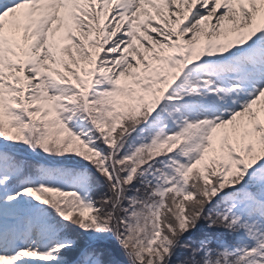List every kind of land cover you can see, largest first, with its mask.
Masks as SVG:
<instances>
[{
	"label": "snow or ice",
	"instance_id": "1",
	"mask_svg": "<svg viewBox=\"0 0 264 264\" xmlns=\"http://www.w3.org/2000/svg\"><path fill=\"white\" fill-rule=\"evenodd\" d=\"M0 264H264V0H0Z\"/></svg>",
	"mask_w": 264,
	"mask_h": 264
}]
</instances>
